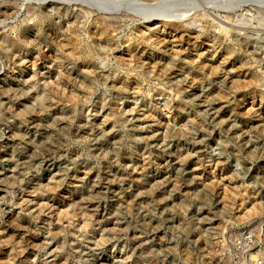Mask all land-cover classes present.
Wrapping results in <instances>:
<instances>
[{
    "label": "rangeland",
    "instance_id": "1",
    "mask_svg": "<svg viewBox=\"0 0 264 264\" xmlns=\"http://www.w3.org/2000/svg\"><path fill=\"white\" fill-rule=\"evenodd\" d=\"M3 4L0 264L264 257V22L232 26L226 40L207 17L189 24L122 14L110 24V15L71 4ZM28 5L53 12L63 34L47 26L42 45L7 53L8 37L41 27L27 21ZM227 42L246 59L225 58ZM90 47L100 52L88 68L73 53ZM248 232L253 242L240 253L235 239Z\"/></svg>",
    "mask_w": 264,
    "mask_h": 264
},
{
    "label": "bare ground",
    "instance_id": "2",
    "mask_svg": "<svg viewBox=\"0 0 264 264\" xmlns=\"http://www.w3.org/2000/svg\"><path fill=\"white\" fill-rule=\"evenodd\" d=\"M9 0H0V6L3 4L7 8H11V4L8 3ZM21 1H30V0H21ZM43 2H58L64 4H71L73 6H80L86 10L98 11L101 13H105L110 15L111 18H106L105 21L107 23H113L112 17L117 15H128L132 16L134 19L136 18H145L148 20H168L174 23H182L186 22L189 24L202 22V18H211L214 21H217V26L220 25V30H222L223 37L226 40L229 38L231 33L232 26L234 27H249L254 25L256 21L264 22V0H40ZM78 8V7H77ZM28 12V20L34 19L36 24L41 25L38 32H24L22 31L21 38L19 37H8V42L1 45L2 49L7 51V53L16 52L22 50L24 48V44L28 46V48L33 47V45H42V43L47 39V26H53L55 33L60 37L63 33L61 32V25L56 22L55 16L53 12H44L39 11L35 5L27 6ZM234 22V23H231ZM231 23V25H230ZM229 24V25H227ZM245 25V26H242ZM25 29L31 30V25L27 26ZM46 35L45 37H43ZM248 42H251V36L248 37ZM30 39L34 42H30ZM74 37H70V41L73 42ZM78 40V39H77ZM221 40L220 44H222ZM58 44V43H57ZM79 41L75 43V46H78ZM52 45V44H51ZM55 47V45H53ZM239 43H229L225 44V48L227 50L225 58L233 61L236 59H246L247 54L245 52H241ZM42 48V46H40ZM59 49L58 47H56ZM246 51V50H244ZM100 52V50L90 47L88 53L85 56H82V53L79 52V56L75 57V61L78 59H83L86 67L94 66V55L95 53ZM66 57L64 55H61ZM59 55H56V59H61L62 61L65 58H62ZM84 57V58H83ZM72 59V58H70ZM139 62L137 59L136 63ZM159 61H156V66ZM36 65V63H35ZM129 68H133L129 66ZM139 67L136 66L133 69L137 70ZM174 65L164 67V74H168L169 70H173ZM96 71V70H93ZM172 72V71H171ZM160 77L163 74H159ZM65 76L71 79L72 74L69 72L60 74V81L64 85H67ZM198 76V74L193 75V79ZM84 81L86 87H91L92 83L89 82V79L86 78V74L84 73ZM165 77H163L164 79ZM264 75L259 78L262 80ZM175 87H183L181 86V82L177 83ZM223 87V86H222ZM72 99V98H71ZM74 102H77V99H73ZM45 150H50L48 145L44 146ZM258 215L264 217V206L261 210H258ZM252 218V217H250ZM21 228H26L23 222H20ZM260 242L263 245V248L260 251V254H264V229L260 232ZM256 254H253L255 257ZM37 257L33 260L35 262Z\"/></svg>",
    "mask_w": 264,
    "mask_h": 264
},
{
    "label": "built area",
    "instance_id": "3",
    "mask_svg": "<svg viewBox=\"0 0 264 264\" xmlns=\"http://www.w3.org/2000/svg\"><path fill=\"white\" fill-rule=\"evenodd\" d=\"M251 233L252 232H248L246 235L242 234L240 237L235 239V248L240 253H248V248L253 242ZM252 264H264V257H258L257 259L253 260Z\"/></svg>",
    "mask_w": 264,
    "mask_h": 264
}]
</instances>
